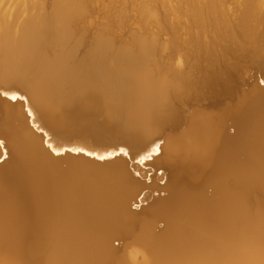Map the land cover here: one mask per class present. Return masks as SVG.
<instances>
[{
    "label": "bare ground",
    "instance_id": "obj_1",
    "mask_svg": "<svg viewBox=\"0 0 264 264\" xmlns=\"http://www.w3.org/2000/svg\"><path fill=\"white\" fill-rule=\"evenodd\" d=\"M86 1L21 0L25 17L0 6V91L26 98L0 96V264H264V0H160L177 5L179 48L136 32L120 44L117 21L92 31ZM142 5L138 20L158 23ZM63 72L154 99L136 141L169 125L168 145L142 166L99 163L115 153L40 135L34 112Z\"/></svg>",
    "mask_w": 264,
    "mask_h": 264
},
{
    "label": "water",
    "instance_id": "obj_2",
    "mask_svg": "<svg viewBox=\"0 0 264 264\" xmlns=\"http://www.w3.org/2000/svg\"><path fill=\"white\" fill-rule=\"evenodd\" d=\"M74 76L64 73L61 83L54 81L52 90H47L42 98L40 109L34 112L39 121L38 133L63 147L65 152L77 154L67 149H82L79 154L89 158L92 156L87 155L86 150L113 152L110 158L101 160L94 156V159L102 163L123 156L130 164L142 166L151 161H143L142 157L148 155L156 143L163 145L174 133V129L166 125L154 131L152 142L146 143L145 137L136 141L149 116L147 113L154 107V99L119 80L88 83L77 81ZM120 149L126 150L128 155L121 154Z\"/></svg>",
    "mask_w": 264,
    "mask_h": 264
},
{
    "label": "rangeland",
    "instance_id": "obj_3",
    "mask_svg": "<svg viewBox=\"0 0 264 264\" xmlns=\"http://www.w3.org/2000/svg\"><path fill=\"white\" fill-rule=\"evenodd\" d=\"M1 1V0H0ZM10 1V0H9ZM11 1H13V0H11ZM16 1H18V0H16ZM19 1H21V0H19ZM18 1V3L16 2V5L18 4V5H21V3L23 4V6L25 7V3L28 1L29 2V0H27L26 2H24L23 3V1L24 0H22V2L20 3ZM48 2H47V4L50 6V4L49 3H52L54 0H47ZM86 1V0H85ZM96 1V2H95ZM135 1H137V0H135ZM142 1L144 2V3H142ZM2 2V1H1ZM0 2V3H1ZM5 2H7V3H15L14 1L13 2H8V0H3V3H1V4H4ZM87 2V1H86ZM90 2H95V5H94V3H92L93 5H94V7H96V8H94L93 6H92V4H90ZM90 2H89V0H88V5L90 4L91 6H90V8L94 11V13H93V11L90 9L89 11H90V13H93V17L96 19H94V18H92V14H91V16L90 15H88V20H89V22L91 21V19L94 21V23H93V21H91L92 22V24H94L95 26L94 27H92V28H95V29H93L92 31H96L97 30V28L98 29H100L101 27H102V25H103V27H107V28H112V26H113V28L111 29V30H116V28H117V32H115V31H113L114 32V34H117L115 37L117 38H120V39H117V40H120V44H122V40L124 41L123 42V44L124 43H128V41H125V40H130V37H131V35H135V32H136V35H138V36H145L146 37V35H147V37H153V38H156L157 39V41L160 43V44H162V45H164V44H166L167 42V44H169V43H174L173 45H175V47L177 46H179L180 45V43H181V40L179 39L180 38V36H181V34L180 33H183L182 31H181V29H179L180 27H181V25H180V23H179V19L177 18V17H175L176 16V14L174 13L175 12V7H177V5H176V3H169L168 2V5L166 6V4L167 3H165V2H160V0L159 1H156L157 3H155L154 1L153 2H151V0L149 1H144V0H138V2H135V4H134V1L133 0H121V2L120 3H117V0H93V1H91L90 0ZM117 3L116 5H115V3ZM140 2L142 3V4H145L146 5V2H147V4H151V3H154V4H156V5H154L156 8H154V10L153 11H155L154 13L157 15V18H158V23H152V22H150V25H148L147 23H143L142 24V22L143 21H139L138 20V17L140 18V16L138 15V13H141L140 11H141V9L139 10V8H142L143 7V5L142 4H140ZM149 2V3H148ZM151 2V3H150ZM159 2V3H158ZM138 3H139V5H138ZM162 3H164V4H162ZM0 4V6L2 7V6H5L6 5V3L4 4V5H1ZM12 4H10V7L8 8H6V7H4V11L6 10V9H9L8 11V13H12L13 15L15 14V13H17V11H15V10H18V9H23L24 10V8H22V6L20 7V6H16L15 8H14V5H12ZM159 4H162L163 6H165V7H163V9H161L162 8V6H160ZM172 4L174 5V7L172 6ZM11 5H12V7L15 9L14 10V12H10V11H13V8L11 7ZM97 5H100V7L102 6V10H99V8L100 7H98ZM158 5L161 7H158ZM176 5V6H175ZM6 6H8V5H6ZM152 6H153V4H152ZM151 6V7H152ZM97 7H98V9H97ZM107 9H106V8ZM139 7V8H138ZM167 7H168V9H167ZM12 8V9H11ZM16 8H18V9H16ZM106 10H105V9ZM110 10H109V9ZM152 8V9H153ZM171 8V9H170ZM11 9V10H10ZM20 9V10H21ZM95 9V10H94ZM138 9V10H137ZM157 9V10H156ZM166 9V10H165ZM173 9V10H172ZM18 10V12H23V10ZM99 10V11H98ZM108 10V11H107ZM161 12L162 10V14H160V12ZM173 12H172V11ZM7 11V10H6ZM100 11H106V12H104V13H100L101 14V16L102 15H104V16H102L104 19L106 18V20H104L103 18H101V17H99V18H101V20L99 19V21H98V16H100L99 15V13L98 12H100ZM137 11H139V12H137ZM169 11H170V13H169ZM24 13V12H23ZM23 13H22V15H23ZM98 14V16L97 15H94V14ZM122 13V14H121ZM110 14V15H109ZM122 15V16H119V15ZM165 14V15H164ZM168 14H170V15H168ZM160 15V16H159ZM90 16V17H89ZM110 16V17H109ZM112 16H114V17H112ZM138 16V17H137ZM160 18H159V17ZM170 16V17H169ZM22 17H25L24 15L22 16ZM21 17V18H22ZM111 18L112 19V22H110L111 24H109V26H108V24L107 23H109L108 21H111V19H109V18ZM120 17H121V20H120ZM167 17V18H166ZM109 20H108V19ZM113 18H115V20L113 19ZM137 18V19H136ZM164 18V19H163ZM171 18V19H170ZM174 18V19H173ZM141 19V18H140ZM161 19V20H160ZM178 19V20H177ZM104 20V21H103ZM108 20V21H107ZM114 20V21H113ZM168 20V21H167ZM174 20V21H173ZM178 22H176V21ZM101 21H103V22H101ZM118 23H117V22ZM137 21H139V22H141V23H139L138 24V22ZM107 22V23H106ZM116 22V23H115ZM136 22V23H135ZM166 24H165V23ZM169 22L173 25V27H172V25L171 24H169ZM107 25H106V24ZM112 23H115V26H116V24H117V26H116V28L114 27V24H112ZM98 24V25H97ZM100 24H102V25H100ZM134 24V25H133ZM138 26H137V25ZM141 24L144 26V24H145V28L144 27H139V26H141ZM154 26H153V25ZM156 24H158V25H156ZM148 25V26H147ZM98 26V27H97ZM100 26V27H99ZM111 26V27H110ZM150 26V27H149ZM160 26V27H159ZM103 27L101 28V29H103ZM166 29V31H164V28ZM170 29H168V28ZM91 28V29H92ZM144 28V30H141V29H143ZM149 28V29H148ZM159 28V30H157ZM105 29V28H104ZM149 30V31H148ZM145 31V32H144ZM170 31H174V32H176V33H174V32H172V34H171V32ZM179 31V32H178ZM133 33V34H132ZM142 33V35H140V34ZM146 33V34H145ZM152 35H151V34ZM170 34V35H169ZM151 35V36H150ZM178 35V36H177ZM169 37V38H168ZM122 38V39H121ZM166 39V40H165ZM159 40H161V41H159ZM165 40V41H164ZM170 40V41H169ZM167 41V42H166ZM178 41V42H177ZM120 44H119V42H118V44L116 43V46L117 47H119L120 46ZM176 47V48H177ZM180 47V46H179ZM178 47V48H179ZM261 82V81H260ZM262 84V83H261ZM263 86V85H262ZM178 133V130H177V132H175V134L174 135H176ZM169 140H166V142H165V144L163 145L164 147L166 146V145H168V142ZM163 172H164V170L163 169H160V170H156L155 168H152V172H150V167H147V177H146V179L148 180V178H149V176L151 175V178H153V177H157V178H162L163 176H164V178L162 179V180H159V182H158V184L159 185H161L162 184V182L167 178L166 177V175H163ZM143 180H145V179H143ZM145 191H147V190H145ZM144 191V192H145ZM147 192H145L144 194H146ZM143 193L140 195V197H139V199L138 200H140V199H142L143 197H142V195H144ZM147 203L149 202V201H146ZM147 203H142L141 204V207H133V208H135L136 210H140L141 208H144V207H147ZM115 245L117 246V247H119V246H121V245H119V242H115ZM126 248H127V251L128 252H131L132 250H134V246L133 245H127L126 246ZM141 256H138L137 257V261L138 262H141Z\"/></svg>",
    "mask_w": 264,
    "mask_h": 264
},
{
    "label": "snow or ice",
    "instance_id": "obj_4",
    "mask_svg": "<svg viewBox=\"0 0 264 264\" xmlns=\"http://www.w3.org/2000/svg\"><path fill=\"white\" fill-rule=\"evenodd\" d=\"M0 96H4V97H6L8 99H11L13 101H15L17 99H26L25 97H19V96L15 95V94H13V95L10 96L7 92H3V91H0ZM28 116H29V118L32 117V110L31 109H28ZM2 146H3V142L0 141V147H2ZM47 147L49 148L50 151L53 152L54 155H62L63 154V152H62L61 149H58V148L53 147V145L51 143H49L47 145ZM67 151H69V152H75V153H81V152H83L82 149H72V148L67 149ZM153 151H155L157 154H159V148L157 146H155V145L153 146ZM120 153L123 154V155H125V156L128 155L127 151L124 150V149H120ZM87 155L92 156L94 154L93 153H87ZM96 158L97 159H105V157H103V156H97ZM142 159H144V160H150V159H152V157L150 155H145V156L142 157Z\"/></svg>",
    "mask_w": 264,
    "mask_h": 264
}]
</instances>
